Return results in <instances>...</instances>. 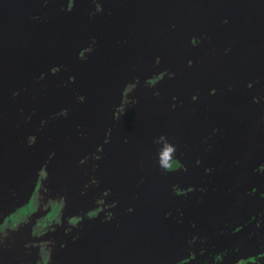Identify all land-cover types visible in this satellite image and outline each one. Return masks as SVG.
Listing matches in <instances>:
<instances>
[{
	"label": "water",
	"instance_id": "water-1",
	"mask_svg": "<svg viewBox=\"0 0 264 264\" xmlns=\"http://www.w3.org/2000/svg\"><path fill=\"white\" fill-rule=\"evenodd\" d=\"M38 182L49 257L0 264H264V0H0V211Z\"/></svg>",
	"mask_w": 264,
	"mask_h": 264
},
{
	"label": "flooded vegetation",
	"instance_id": "flooded-vegetation-1",
	"mask_svg": "<svg viewBox=\"0 0 264 264\" xmlns=\"http://www.w3.org/2000/svg\"><path fill=\"white\" fill-rule=\"evenodd\" d=\"M261 169V164L258 163L255 167V171ZM43 174V171L40 172ZM234 192L231 194V200H227V203L232 207L231 212L236 211V217L233 224H230L229 230L231 232H241L242 238L245 236L242 232L244 224H255V235L259 234L257 227H259V219L256 217L258 212L255 208L259 205L260 197L262 198L261 189L256 190V187L252 190H247L245 193L238 192L237 188L233 187ZM41 192V193H40ZM27 204L17 207L14 203L9 210L0 211V247H12L16 245L18 236L24 237V246H31L37 248V255L41 261H44L46 257H49L50 253V240L53 239V231L56 230V223L60 224L61 216L57 215L56 203L54 198L50 194L45 192L44 187L39 182L35 185V192H29L27 195ZM252 201H254L252 203ZM239 207V208H238ZM76 211L73 208V212ZM80 211V210H79ZM84 212V211H83ZM87 212V213H86ZM84 212L85 215L65 216V232L71 231L77 227V223H81L84 220H90L93 217V212L88 210ZM59 222V223H58ZM230 223V222H229ZM253 224V225H254ZM22 226V229H20ZM229 226V225H228ZM227 226V227H228ZM247 226V225H246ZM245 230L248 227L244 228ZM255 230V228H250ZM253 232V231H252ZM70 233V232H69ZM26 235L28 238H26ZM232 247L226 246L224 252H233ZM243 253L240 252V254ZM244 255V254H243ZM242 258L236 261V264H248L251 260L248 258ZM217 261V259L215 260ZM225 261H231L230 258H226ZM249 261V262H248Z\"/></svg>",
	"mask_w": 264,
	"mask_h": 264
},
{
	"label": "trees",
	"instance_id": "trees-1",
	"mask_svg": "<svg viewBox=\"0 0 264 264\" xmlns=\"http://www.w3.org/2000/svg\"><path fill=\"white\" fill-rule=\"evenodd\" d=\"M177 165V162L175 160H172L169 164V167H175Z\"/></svg>",
	"mask_w": 264,
	"mask_h": 264
}]
</instances>
